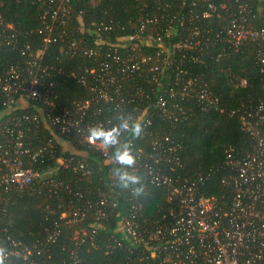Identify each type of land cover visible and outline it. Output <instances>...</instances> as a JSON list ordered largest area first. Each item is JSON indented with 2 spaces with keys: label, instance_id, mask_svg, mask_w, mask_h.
<instances>
[{
  "label": "built area",
  "instance_id": "obj_1",
  "mask_svg": "<svg viewBox=\"0 0 264 264\" xmlns=\"http://www.w3.org/2000/svg\"><path fill=\"white\" fill-rule=\"evenodd\" d=\"M40 4L48 3L44 9V22L38 30L43 35V47L32 50L30 44L23 47L21 53L25 58L24 64H17L0 73V91L6 96L4 104L9 108L28 106L26 101L34 98L46 106L42 115L47 127L52 128L56 139L68 155H61L56 159V165L41 172L31 162L37 161L44 154L46 147L34 150L25 146L24 121H38V114L24 115L23 118L13 117V124L0 122V130L6 133V138L0 141V204L13 191L43 190L59 192L62 189L74 192V189L63 179L54 177L59 169L72 170L87 178L92 174L90 157L97 158L100 165L107 167L108 194L101 190L96 196L88 197L84 206L64 209L59 204L57 208L48 205L49 214H57L54 227L49 228L44 240L27 246L23 241L7 235L2 245L0 238V264H42L35 260L36 256L44 254L49 246L56 242L62 229L67 226H77L79 232L74 236L75 246L83 243L95 242L99 230L105 226L104 222L110 217L108 211L120 208L121 215L116 232L122 233V238H111L120 243L123 239L128 242L130 253L133 254L134 264H264V103L260 102L252 107L232 111L241 121L242 129L254 141V149L240 155L236 148L230 146L226 150L224 169L230 172L224 183L232 187L234 195L230 205L220 204L215 197L201 193L200 186L205 181V175L195 178L183 175L177 170L183 168L178 155L177 145L170 142L154 140L149 154L144 144L135 146L145 140L149 132L147 127L152 124L150 108L156 107L165 118L177 119L181 111V98H185L193 88L202 103L209 108L223 110L219 98L213 93L209 85L198 84L193 77L185 79L187 71L181 69L177 62V54L182 50L198 49L201 45V28L196 26L190 38L166 45L163 37L149 35L143 37L146 23L154 19L147 18L142 22L136 36L122 37L119 42L107 43L106 40H96V46L84 49V54L96 59V67L87 69L91 79L80 77L86 86L88 95L74 99L70 104L60 105L54 100L51 81L46 84L45 78L52 75L53 66L43 61L46 48L63 33L54 35V21L59 15H70V0H32ZM200 0H195L196 4ZM206 3L203 11L204 18L214 15L228 21L218 31L225 35V42L240 47L245 41L257 42L258 63L264 66V29H259L252 22V9L249 1L238 0L236 12L226 15V3L216 5L211 0H201ZM47 16L50 20H46ZM1 18V16H0ZM64 23V18L60 20ZM94 24V23H93ZM100 25V26H99ZM96 32L112 30V25L101 22ZM11 27V26H9ZM62 32L66 33L65 30ZM15 32L5 39V43L18 48ZM148 36V35H147ZM134 38L137 41L130 40ZM145 41V42H144ZM156 42V43H154ZM76 42L72 43L75 47ZM108 45L102 49L101 45ZM156 46L155 55L146 54L142 45ZM181 53V52H180ZM196 57L195 61H199ZM151 64L149 70L153 72L150 82L156 83L155 89H149L137 84L142 80V72ZM176 66L175 79L164 82L168 76L167 69ZM126 87L125 83L134 82ZM245 84L246 80H242ZM122 116H139L144 122L140 137H133L125 132L122 141H130L137 153V160L129 169L137 175L144 170L151 183L168 190L169 211L152 226L142 219V201L140 193L133 189L122 196L109 197L118 181L114 174V167L119 166L113 159V149L100 150L86 139L88 127L102 123L105 127L118 124ZM9 120H7L8 122ZM65 136L66 139H61ZM168 139V137H167ZM86 149L78 150L75 142ZM52 139L50 143L52 144ZM84 153V154H83ZM86 153V154H85ZM142 193V192H141ZM78 198L83 196L76 191ZM109 195V196H108ZM121 198L127 202L120 205ZM122 206V207H120ZM124 208V210H123ZM0 226L10 224L5 218L6 208L0 206ZM48 218V217H47ZM2 228V227H1ZM7 228L3 227L5 231ZM114 240V241H115ZM81 256L73 250L68 264H80Z\"/></svg>",
  "mask_w": 264,
  "mask_h": 264
},
{
  "label": "trees",
  "instance_id": "obj_2",
  "mask_svg": "<svg viewBox=\"0 0 264 264\" xmlns=\"http://www.w3.org/2000/svg\"><path fill=\"white\" fill-rule=\"evenodd\" d=\"M195 0H70V15L61 16L54 21V35L62 34L52 42L45 50L43 61L53 66L52 75L44 79L46 84L52 83L54 100L60 105L70 104L74 99L84 98L88 95L86 86L80 77L91 79L87 69L96 67V59L84 54L88 47H98L96 40H106L107 43L119 42L122 37L136 36L142 22L147 18L154 19L146 23L144 38L149 35L160 34L166 45L180 42L190 38L193 29L201 28V45L198 49L182 50L177 54V62L181 69L187 71L185 79L193 77L198 84L209 85L213 93L219 98L223 110L206 107L199 100L196 89L190 90L185 98H181V111L177 119L165 118L158 108H150L152 124L147 127L148 133L145 140L135 143L144 144L149 154L150 146L154 140L170 142L177 145L178 155L183 163V168L177 171L183 175L195 178L205 175V181L200 186L204 195L215 197L220 204L230 205L234 190L224 183V178H229L230 172L224 169L226 150L233 146L242 155L254 149V141L242 129V124L237 115L232 111L252 107L260 102L264 103V66L258 63L257 42L248 40L240 47L225 42V34L218 31L227 20L213 16L204 18L203 11L206 3ZM216 5L225 2L227 17L237 11L238 0H211ZM248 1V0H247ZM48 3L40 4L32 0H0V73L11 66L24 64L25 58L21 51L30 44L32 50L37 51L43 47V35L38 32L42 27L43 11ZM253 16L251 22L259 29H264V0L249 1ZM225 14V13H223ZM64 18V23L60 20ZM46 20H50L47 16ZM104 22L112 25V30L96 32L98 25ZM94 23V24H93ZM11 26V27H9ZM100 26V25H99ZM63 30L66 33L62 32ZM15 32L18 48H13L5 43V39ZM148 35V36H147ZM76 42L75 47L72 43ZM137 41L136 38L128 43ZM145 42V41H144ZM156 43V42H154ZM142 45L146 54L155 55L158 48ZM108 45H101L107 49ZM199 57V61H195ZM151 64L142 72V80L137 84L149 89H155L156 83L150 82L153 72L149 70ZM176 66L167 69V77L164 82L175 79ZM246 80L243 84L242 80ZM131 83H125L131 88ZM134 84L132 87H134ZM6 96L0 91V122L13 124V117L23 118L24 115L38 114V121H24L25 146L34 150L46 147L44 154L37 161L31 162L36 169L43 172L56 165V159L61 155H68L70 151L63 146L54 135L53 129L47 127L43 114L46 106L34 98L26 101L28 106L9 108L4 104ZM7 120H9L7 122ZM168 137V139H167ZM6 138V133L0 130V141ZM52 139V144L50 140ZM65 140V136H61ZM78 150L86 149L82 144L75 142ZM92 174L82 178L80 174L68 169H59L54 172V177L63 179L74 192L62 189L59 192L43 190L13 191L5 199H1L0 206L6 208L5 218L10 224L0 226V238L2 245L8 247L3 239L10 235L21 240L27 246H33L38 241L44 240L49 228L56 223L57 214H49L47 206L57 208L59 204L64 209L84 206L88 197L96 196L101 190L108 191V168L100 165L97 158L90 157ZM119 166H115L114 169ZM140 185H131L129 188H121L117 181L109 197H115V193L122 196L130 193L131 189L143 186L140 192L142 201V219L147 225L152 226L164 213L169 211L168 190L157 184L151 183L148 174L142 170ZM76 191H81L83 196L78 198ZM120 205L127 202L121 198ZM122 207V206H120ZM124 210V208H123ZM120 208L109 210V218L104 222L95 237V242L83 243L75 246L74 236L79 232L77 226H67L62 229L56 242L46 249L45 253L36 256L42 264H68L71 252L75 250L82 258L80 264H134L128 242L120 243L111 238L115 233L116 238H122V233L116 232L121 215ZM3 212L0 210V215ZM48 217V218H47ZM2 227V228H1ZM3 227L7 229L4 231Z\"/></svg>",
  "mask_w": 264,
  "mask_h": 264
},
{
  "label": "clouds",
  "instance_id": "obj_3",
  "mask_svg": "<svg viewBox=\"0 0 264 264\" xmlns=\"http://www.w3.org/2000/svg\"><path fill=\"white\" fill-rule=\"evenodd\" d=\"M144 122L137 116H122L118 124L105 127L102 123L90 125L87 131V141L96 145L100 150L113 149L112 159L119 165L114 169L121 188H129L131 185H140L141 177L129 169L137 160V153L133 150L130 141H122L121 136L127 132L133 137H140ZM133 191L139 194L143 186L135 187Z\"/></svg>",
  "mask_w": 264,
  "mask_h": 264
},
{
  "label": "rangeland",
  "instance_id": "obj_4",
  "mask_svg": "<svg viewBox=\"0 0 264 264\" xmlns=\"http://www.w3.org/2000/svg\"><path fill=\"white\" fill-rule=\"evenodd\" d=\"M84 154V153H83ZM86 154V153H85Z\"/></svg>",
  "mask_w": 264,
  "mask_h": 264
}]
</instances>
